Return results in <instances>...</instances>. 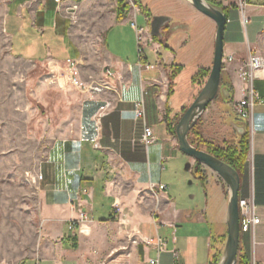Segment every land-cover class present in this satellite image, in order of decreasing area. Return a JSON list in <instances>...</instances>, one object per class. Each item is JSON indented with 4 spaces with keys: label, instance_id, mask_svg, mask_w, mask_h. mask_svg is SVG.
Masks as SVG:
<instances>
[{
    "label": "crops",
    "instance_id": "crops-1",
    "mask_svg": "<svg viewBox=\"0 0 264 264\" xmlns=\"http://www.w3.org/2000/svg\"><path fill=\"white\" fill-rule=\"evenodd\" d=\"M160 1L154 12L146 7L145 12L134 11L132 17L126 14L120 20L115 10L109 14L103 32V67L89 81L80 68L86 54L74 40L73 16H82L90 0H65L60 6L54 0H8L4 24L12 55L56 68H63L67 58L77 60L80 77L87 83L100 80L103 68L115 73L99 92L75 91L77 113L71 130L54 139L40 166L41 254L23 264H139L156 257L152 243L157 235L166 243L159 264H211L219 256L227 232V186L219 180V199L208 194L202 205L178 204L175 192L184 154L167 126L194 99L198 86L192 76L200 68H210L211 44L208 41L201 52L204 62L198 66L193 52L186 50L189 39L184 37L190 29L186 15L196 9L188 0ZM213 1L227 7L233 16L229 23L234 19L238 27H245L246 13H264V0H245L241 8ZM139 13L147 23L145 29H150L154 16L168 17L160 36L143 35L145 46L153 49L152 57L144 50L137 55L126 52L121 44L126 39L129 44L134 41L131 21ZM263 25L264 20L260 30ZM226 26L221 75L230 91L221 89V99L213 100L198 122L201 135L216 144L236 143L248 126L241 118L239 124L232 123L225 114L244 96L238 71L250 44L244 46L243 38ZM175 31L185 33L172 43L170 35ZM228 56L233 60L227 61ZM176 67L169 91L168 75ZM253 85L260 100L253 109L239 196L252 198L260 221L252 231L241 233L239 249L249 260L260 261L264 260V78L255 79ZM140 98L145 123L154 136L147 147L141 141L142 122L133 112ZM214 126L217 134L209 131ZM159 183L166 184L167 190L156 198L149 187ZM146 238L151 244L145 243Z\"/></svg>",
    "mask_w": 264,
    "mask_h": 264
},
{
    "label": "rangeland",
    "instance_id": "rangeland-1",
    "mask_svg": "<svg viewBox=\"0 0 264 264\" xmlns=\"http://www.w3.org/2000/svg\"><path fill=\"white\" fill-rule=\"evenodd\" d=\"M224 1L228 5L234 3L241 8L245 0ZM120 2L126 5L124 12L130 17L134 11L145 12L147 7L154 12L157 11L155 10L157 6L162 5L160 0H140L141 5H137L134 0H90V5L88 4L81 12L82 16L74 15L73 23L76 25L74 40L82 45L86 54L85 62H81L80 67L85 80L90 81L89 76H97L103 67L104 26L109 14L114 10L117 13ZM215 5L218 6L217 3ZM7 6L8 0H0V264H23L41 254L40 244L43 236L40 214V166L54 139L66 135L71 130L77 113L78 99L75 93L77 88L69 84L59 85L56 82V77L64 72L60 66L56 68L53 65H40L11 54L10 37L4 24ZM192 13L186 15V23L190 29L186 33L185 31L171 33L170 40L173 43L185 33L184 37L189 39L186 50L193 52L192 56L199 62L198 66H203L201 52L204 53L208 41L211 44V61L213 58L216 25L211 18L201 12ZM246 14L245 27H238L234 19L230 23L226 22V27L233 28L235 35L243 38L244 46L247 42L250 43L248 51L264 59V25L261 30L259 28L263 23L264 13L257 16ZM226 17L233 18L228 9ZM136 24L143 29L147 27L140 13L136 15ZM121 44L126 52L137 55L138 43L135 36L132 43L129 44L126 39V42ZM140 46L144 53L150 57L154 56L151 46H145L144 41ZM149 62L151 63V60ZM206 78L202 84L196 83L198 91ZM182 80H185L184 74ZM100 81L101 78L98 82ZM225 81L221 75V85ZM183 87L182 85L181 88ZM221 97L220 90L214 100L219 101ZM225 114L229 121L239 124V117L233 109L228 108ZM212 128L209 131L216 133V126ZM249 128L248 125L246 129L248 141ZM196 129L199 130L198 126ZM188 161L192 169H186ZM194 165L195 161L184 155L180 165L182 178L176 184V202L188 206L202 205L208 194L219 199L222 191L220 181L223 180L209 171L204 174L205 180L202 182L193 171ZM113 176L120 177L116 173H113ZM225 241L226 237L224 244ZM240 252L243 251L239 249L238 257Z\"/></svg>",
    "mask_w": 264,
    "mask_h": 264
},
{
    "label": "water",
    "instance_id": "water-1",
    "mask_svg": "<svg viewBox=\"0 0 264 264\" xmlns=\"http://www.w3.org/2000/svg\"><path fill=\"white\" fill-rule=\"evenodd\" d=\"M188 1L197 11L214 21L216 30L214 36L213 58L209 73L201 89L178 120L175 128V136L179 150L190 159H193L195 165L200 164L202 166L201 171L203 174L212 171L218 175L227 186L226 241L217 264H237L241 236L238 203L240 199V175L230 164L203 149L197 148L188 140L189 131L199 121L208 105L215 99L218 92L222 89H220L221 71L224 61V31L227 17L222 8L207 0ZM167 20L168 17L166 16H154L150 22L151 34L153 36H160V28ZM190 167L191 163L188 161L186 163V168L190 169Z\"/></svg>",
    "mask_w": 264,
    "mask_h": 264
},
{
    "label": "built area",
    "instance_id": "built-area-1",
    "mask_svg": "<svg viewBox=\"0 0 264 264\" xmlns=\"http://www.w3.org/2000/svg\"><path fill=\"white\" fill-rule=\"evenodd\" d=\"M54 1L57 4V6H60L65 0H54ZM246 21L247 18L243 17V22L246 23ZM131 25L136 32L138 53L141 54L142 48L140 44L143 41V35L145 33L150 34V29H143L138 27L136 24L135 15L132 18ZM225 59L227 61H231L233 60V57L228 56ZM64 64L65 66L62 68L64 72L56 77V82L59 85L69 84L80 91L91 92V93L99 92L103 88H106L109 85L108 81L111 78L115 77L114 71H112L108 67L104 69L103 76L101 78V81H103L102 83L101 81L100 82L94 81L92 83H87L84 82L80 77L77 60L67 58L64 60ZM139 66L140 67L142 66L141 62ZM145 67L148 68L149 66L145 65ZM238 74L244 83L243 86L244 96L236 103H234L233 111L236 113V115L239 118L245 120L248 123L249 127L251 128L253 109L256 103L260 100L257 91L254 89L253 82L257 78H264V59L260 55L255 54L252 51H248L246 60L240 66ZM133 112H134V118L142 122L143 134L141 141L144 144V146L147 147L150 143L154 141V136H153L152 128L147 126L145 123V106H144L143 98H140L139 100L134 102ZM39 178H41V175ZM149 190L156 198H158L160 192L167 190V185L164 183L151 184ZM238 203H239V213H240V231L241 233L252 231L255 225H257L260 221V217L258 216L256 211V205L252 200V198H247V199L240 198ZM117 209L119 210V212H121L118 206ZM132 236L135 235L133 234ZM134 239L135 238H133V241H135ZM144 241L147 244L150 243V240L148 238H146ZM152 245L156 252V257L149 258L146 261H143L139 264H159L158 257L159 254L165 250L166 243L163 238L157 235ZM176 255L177 253L173 252V256L176 257ZM249 264H264V260L259 261L256 260L254 257H251L249 260Z\"/></svg>",
    "mask_w": 264,
    "mask_h": 264
},
{
    "label": "trees",
    "instance_id": "trees-1",
    "mask_svg": "<svg viewBox=\"0 0 264 264\" xmlns=\"http://www.w3.org/2000/svg\"><path fill=\"white\" fill-rule=\"evenodd\" d=\"M137 5H141L139 0H134ZM209 1V0H207ZM211 2V1H209ZM214 4V3H213ZM126 5H123L122 2L119 3L117 7V19H122L125 16V9ZM145 9V8H144ZM223 11L227 14V7L222 8ZM177 69L179 67L173 68L169 75V91L171 90V83L173 78L177 74ZM210 69V68H209ZM209 69L206 68H200L196 71V73L192 76V82L194 83H199L202 84L204 79L209 73ZM222 89H226L227 92L230 91V88L227 86V83H222L221 85ZM199 92V91H198ZM187 107L183 108L182 113L179 115V117L176 119L175 123H171L170 121H167V126L168 129L172 132V134L175 135V128L178 120L180 119L181 115L183 112L186 110ZM199 122V121H198ZM198 122L195 124V126L189 131L188 133V140L190 143L197 148L203 149L212 155L216 156L217 158L227 162L230 164L232 167H234L240 177L243 173L244 166H245V161H246V156L247 152L249 149V141H248V132L245 130L239 137L238 141L236 143H229L226 140H223L220 144H216L215 142L204 138L200 131L197 128ZM193 171L195 174H198L199 179L204 182L205 176L201 171V165L196 164L194 166ZM73 246H75V243H73ZM218 262V257L216 255L213 257L212 263L211 264H217ZM249 259L246 253L240 252L237 264H248Z\"/></svg>",
    "mask_w": 264,
    "mask_h": 264
}]
</instances>
